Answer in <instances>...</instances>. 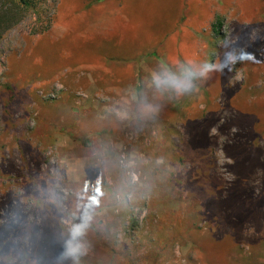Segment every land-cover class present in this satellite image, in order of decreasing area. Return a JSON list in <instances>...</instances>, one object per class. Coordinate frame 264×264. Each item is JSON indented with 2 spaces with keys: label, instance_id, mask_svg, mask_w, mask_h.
<instances>
[{
  "label": "rangeland",
  "instance_id": "1",
  "mask_svg": "<svg viewBox=\"0 0 264 264\" xmlns=\"http://www.w3.org/2000/svg\"><path fill=\"white\" fill-rule=\"evenodd\" d=\"M161 60L220 67L169 101ZM80 222V264H264V0H0V264Z\"/></svg>",
  "mask_w": 264,
  "mask_h": 264
},
{
  "label": "clouds",
  "instance_id": "2",
  "mask_svg": "<svg viewBox=\"0 0 264 264\" xmlns=\"http://www.w3.org/2000/svg\"><path fill=\"white\" fill-rule=\"evenodd\" d=\"M219 67V65L208 62L198 64L192 60L170 66V64L161 60L149 71L147 79L162 99L179 100L181 97L197 91V82L207 79L208 74L219 70ZM142 111L144 113L158 111V106L145 103ZM96 187V185L91 186L93 192ZM86 228L87 225L83 222L70 223L60 256L61 264L64 261H70V264H80V257L86 250L82 243Z\"/></svg>",
  "mask_w": 264,
  "mask_h": 264
},
{
  "label": "trees",
  "instance_id": "3",
  "mask_svg": "<svg viewBox=\"0 0 264 264\" xmlns=\"http://www.w3.org/2000/svg\"><path fill=\"white\" fill-rule=\"evenodd\" d=\"M13 3H16L18 5H21L25 8H31V9H34L36 7V2L37 0H11ZM221 27V23L220 21H216L215 23H213L212 25V31L215 33V34H218L219 33V29ZM67 127H65L63 129V131L65 130L66 131Z\"/></svg>",
  "mask_w": 264,
  "mask_h": 264
}]
</instances>
